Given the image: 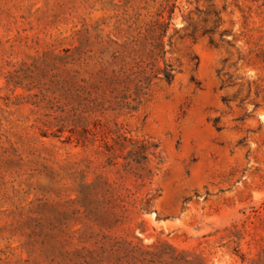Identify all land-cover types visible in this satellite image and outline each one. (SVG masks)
I'll return each instance as SVG.
<instances>
[{"label":"rangeland","instance_id":"374dc122","mask_svg":"<svg viewBox=\"0 0 264 264\" xmlns=\"http://www.w3.org/2000/svg\"><path fill=\"white\" fill-rule=\"evenodd\" d=\"M180 255L264 260V0H0V264Z\"/></svg>","mask_w":264,"mask_h":264},{"label":"trees","instance_id":"16d2710c","mask_svg":"<svg viewBox=\"0 0 264 264\" xmlns=\"http://www.w3.org/2000/svg\"><path fill=\"white\" fill-rule=\"evenodd\" d=\"M175 8V4L172 6L169 5V3L166 4L161 8L160 13L157 14V17L148 24L147 31L152 39L150 49V57L152 59L151 73L140 81L142 86L145 84L148 85L152 79L158 75L167 82H170L173 79L175 69L172 64L165 60L166 51L164 46V37ZM165 12L168 14L167 17L164 16ZM161 60H163V66L158 65V62ZM144 150H146V148H144ZM145 154L146 156L148 155V153ZM175 261H177V264H204V260L198 256L194 257L193 259H187L185 255H180L175 258ZM243 262H245L244 258ZM251 264H264V260H260Z\"/></svg>","mask_w":264,"mask_h":264}]
</instances>
